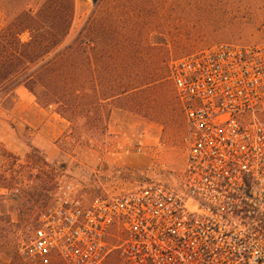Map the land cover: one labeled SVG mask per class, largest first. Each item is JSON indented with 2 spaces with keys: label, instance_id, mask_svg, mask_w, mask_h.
<instances>
[{
  "label": "built area",
  "instance_id": "obj_1",
  "mask_svg": "<svg viewBox=\"0 0 264 264\" xmlns=\"http://www.w3.org/2000/svg\"><path fill=\"white\" fill-rule=\"evenodd\" d=\"M169 70L186 125L178 181L89 201L67 187L21 247L27 264H105L114 250L122 264H264V39Z\"/></svg>",
  "mask_w": 264,
  "mask_h": 264
},
{
  "label": "rangeland",
  "instance_id": "obj_2",
  "mask_svg": "<svg viewBox=\"0 0 264 264\" xmlns=\"http://www.w3.org/2000/svg\"><path fill=\"white\" fill-rule=\"evenodd\" d=\"M189 1L182 3L183 15L198 26L185 33L174 30L171 42L181 38L183 42L171 44L165 52L167 57L177 59L218 43L252 44L264 39V0H210L212 7L205 14L203 0H193L191 6ZM46 2L50 8L54 5V0ZM28 3L38 13L32 0H0V32L14 18L13 12ZM70 6V0H63L61 11L66 12ZM95 6L94 0H75V19L64 45L77 37ZM54 13L47 16L49 23L56 19ZM21 38L29 41L30 33L25 32ZM92 54L89 51L86 56L82 111L69 113V120L58 113V106L40 105L24 86L0 100V174L38 189L45 181L43 198L50 202L46 208L34 205L22 210L17 192L0 188V264H27L21 247L29 244L41 214L67 187L89 201L136 190L151 181L173 185L184 170L186 125L170 79L167 88L179 104L169 109L164 108L165 97L159 85L137 95L131 86L121 85L112 55H105L98 60L101 76L109 83L104 89L99 85L95 94ZM107 63L110 68L105 70ZM119 93L122 95L117 96ZM40 166L45 167L42 173ZM110 242L117 244L115 238ZM105 264H122L116 250Z\"/></svg>",
  "mask_w": 264,
  "mask_h": 264
},
{
  "label": "trees",
  "instance_id": "obj_3",
  "mask_svg": "<svg viewBox=\"0 0 264 264\" xmlns=\"http://www.w3.org/2000/svg\"><path fill=\"white\" fill-rule=\"evenodd\" d=\"M32 1L39 8L38 13L28 3L13 12L14 18L0 32V100L24 86L40 105L58 106V113L69 120V113L82 111L86 56L92 51L95 59L91 83L95 94L99 85L104 89L109 83L101 76L98 58L112 55L121 74V85L131 86L135 95L159 85L165 97L164 108L179 104L167 88L173 56L167 57L166 53L171 44L183 42L182 38L171 42L174 30L185 33L198 26L183 15L185 0H101L77 37L67 45L64 44L75 19V0H70L66 12L60 8L63 0H54L52 9L46 0ZM209 1L203 0L204 14L212 7ZM188 4L191 6L193 0ZM50 13L56 15L52 23L47 20ZM25 32L30 33L27 42L21 38ZM103 68L109 69L110 64ZM44 168L40 166L39 171L42 173ZM42 185L41 189L28 187L24 180L17 182L0 174V188L17 192L22 210L34 205L39 209L48 206L49 200L43 198L45 181ZM25 219L29 221L30 217Z\"/></svg>",
  "mask_w": 264,
  "mask_h": 264
},
{
  "label": "water",
  "instance_id": "obj_4",
  "mask_svg": "<svg viewBox=\"0 0 264 264\" xmlns=\"http://www.w3.org/2000/svg\"><path fill=\"white\" fill-rule=\"evenodd\" d=\"M100 0H94V5H97Z\"/></svg>",
  "mask_w": 264,
  "mask_h": 264
}]
</instances>
